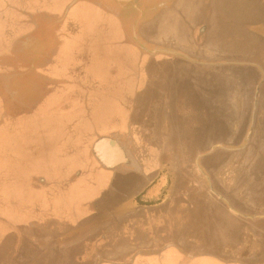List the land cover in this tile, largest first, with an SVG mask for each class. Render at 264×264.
<instances>
[{"label": "crops", "instance_id": "0c3cea01", "mask_svg": "<svg viewBox=\"0 0 264 264\" xmlns=\"http://www.w3.org/2000/svg\"><path fill=\"white\" fill-rule=\"evenodd\" d=\"M39 1L46 3V5L35 10L40 14H47L48 19L46 18V20L59 18L65 14L49 29L54 33L53 52L58 51L55 58L52 57V63L46 66V71L50 75L47 76L51 78L50 88L52 87V91L56 89V93H84L83 96L85 97L88 96L91 87L97 88L95 92L98 95L93 99H96V107L101 112L104 109L102 116L109 114L106 119H103L97 112L98 110H92L94 109L93 105L86 104V101L83 102V100L71 99L72 104L65 105L62 102L60 105L51 104L47 107L49 109L47 115L52 116L51 120L59 118L54 121L61 125L62 128L59 130L62 135L54 138L55 140L51 138V140L42 141L48 144H46L47 146L41 144L40 147L49 148L50 144H56L57 154L55 156H57L58 161L54 157L53 145L50 147L51 150L49 148L46 151H36L35 154L39 156L40 161L36 163L37 169L29 177L23 175L25 170L20 165L11 167L14 171L6 170L5 166L1 167L8 151H5L0 138V227H6L8 224L11 233L14 235V243H16L10 249H4L0 245V254H2L0 264H86L84 254L78 250V247L80 242L86 245L87 241H90V246L94 249L88 261L89 264H264V229L261 228L260 232L255 229L259 234L257 237L251 238L240 224L234 225V222L231 221V218L235 221L247 218L264 219V212L251 214L239 209L234 210L235 212H226L236 217H175L177 213L173 209L168 211L165 217H145L146 214L143 211L147 207L142 204L154 203L158 199L168 196L171 180L169 177L170 170L161 168L166 165L151 161L146 164V175H139L134 171L112 173L111 170L104 169L93 161L92 153L87 149L89 147L87 142L90 139L85 138L84 132L85 125L91 121L90 119L103 120L105 127H100L99 133H111L116 130L124 133L126 126L148 125L152 115L146 110L142 111V104L146 99L149 101V105L153 104L150 103L154 102V94L151 93L161 95V98L163 96L174 97L177 92L176 81L171 82L170 86H166V91L164 87L162 95L159 92L161 88L152 86L153 82L150 73H148L149 70L139 75H134L133 72H125V75H121V78L128 79L130 82L133 81V86L125 87L124 91L113 90L114 87L109 85L119 77L116 70L102 76L103 81L99 75H90L88 84L85 83L88 75L77 74L69 69L61 70L62 73L59 72L57 76H53L50 73L54 70L57 62L68 61L65 55L72 54L74 46L83 44L85 54H94L91 51V46H96L98 42H105L106 40L104 41L103 38H108L105 43L111 47L119 43L117 41L119 36L121 43L128 45L126 21L121 22V32H118L119 23L117 18L112 16L113 12L106 11L105 8L95 2L76 0L70 6L74 0H37V3ZM84 9H92L97 16L107 17L109 21H102L98 26L95 25V22L86 23ZM155 30V35L148 38L149 41L151 40L150 44L156 45L152 42L156 38L162 41L159 42L161 44L158 46L173 45L177 50V39H166L165 27ZM58 31L62 32L61 38L58 36ZM140 42L144 45L143 41L140 40ZM179 44L183 46L182 43ZM89 47L90 52H87ZM74 53L76 56L81 55L79 51L78 54ZM148 53L154 55V53ZM158 53L179 60L176 55ZM165 78H170L168 72L165 73ZM138 79L143 80L142 86L135 89L134 85L139 83ZM106 80L109 81V84ZM166 83L169 84L167 80ZM79 87L84 89L81 91ZM144 94H147V98L143 97ZM100 101L104 102V107L98 106ZM81 102L85 104L84 108L83 105L81 107ZM109 102L115 109L121 108L122 112L117 113L116 111V114L112 115L108 107L105 106ZM80 107L85 110L86 117L80 113ZM66 108L67 110H77L75 117L68 118L67 113L71 111L66 113ZM160 108L162 110L160 117L164 119V126L175 125L176 103L167 102L162 104ZM38 112L39 110L36 111V113ZM54 113H57L55 118ZM21 121L22 119L19 122ZM25 122L27 121L25 120ZM75 125L78 127L77 131L73 130ZM63 131H65V136H63ZM135 134L136 130L131 131L129 135L133 139L132 135ZM166 135L169 137V133ZM91 141L88 144L91 145ZM149 151L153 152L148 149ZM13 154L22 156V153L14 152ZM154 154L156 153L154 152ZM149 157L150 155L147 156V159ZM170 166L176 168V165ZM161 169H163L162 172H159ZM6 174L11 178L13 184L16 183V178L27 177L24 189L28 192V195L24 196L22 200L18 199L21 196H17L13 192L7 199L8 203L10 202L8 208L6 207L7 202L5 204L1 202L2 196L4 197L6 194V188L4 189ZM84 177L89 180L94 191L101 189V193L105 191L106 197L100 202H102L104 212L108 216L91 217L82 226L78 225L71 230H66L64 229L66 223L64 219L68 213H65L64 206L60 203L62 195H57L60 193L59 191L78 188L81 184L79 181ZM109 180L114 184L116 190L108 188ZM110 182L109 184H111ZM76 183L78 185L74 187ZM53 185L58 186L53 187ZM36 196L45 197L43 198L45 202L38 203ZM139 197L142 201H137ZM97 198L82 203L84 214L96 210L98 203H100L95 204V201H98ZM23 204L28 210H31L30 217H24L21 213L19 207H22ZM240 204L245 205V203H238V205ZM33 212L34 214H32ZM23 222H28L26 225L29 226V229H22ZM102 222H105V227L109 228V231H102ZM93 228H96L94 233L101 232V235L97 233L85 235L88 229ZM27 238L28 240H26Z\"/></svg>", "mask_w": 264, "mask_h": 264}, {"label": "rangeland", "instance_id": "374dc122", "mask_svg": "<svg viewBox=\"0 0 264 264\" xmlns=\"http://www.w3.org/2000/svg\"><path fill=\"white\" fill-rule=\"evenodd\" d=\"M189 1V3H182L179 9H177V15L173 10L170 12L165 10L160 12L150 23L153 24L152 26L155 29L160 30L165 27L166 33L168 34L165 38H174L173 26L175 24H177V33L178 31L188 32L193 22L195 23L197 21V23H199L204 14L215 12V8H219L220 2V0ZM229 1H233L229 6L234 4V7H239L242 11L241 16L239 15L238 17L236 13L234 16L232 13L229 15L236 23L240 22L241 25H234L232 28L233 32L231 33L226 21H218L215 31L216 36L213 37L214 40L212 39L213 41H210L208 44L205 43L201 45V47H203L201 53L188 48L184 50L194 57H208L210 60H214V66L191 64L180 61L172 56L162 54L155 55L150 59L148 55L143 54L138 48L136 49L131 46V44H129L130 41L128 45H119L114 48L113 56L116 61H112L119 71L125 70L124 65L128 63L129 67L132 66L131 71H133L134 75H139L149 70L148 73H150L149 75H151V81L153 82V85H151L161 88L159 92L162 95L163 88L165 87L166 91V86H170L172 84L171 82L176 81L177 92L176 95L174 94V97L170 98L163 96L161 98V95L151 93L154 94V101L160 100L161 104L162 102L163 104L167 102L176 103L177 110L175 111V116L178 119V126L181 130L184 129V131L188 132L191 137H194V134L196 136V141H194L196 144L199 139V146L193 145L197 146L195 148L197 151L217 150L216 153L208 157L209 160H211V158L212 160L217 159V161H220L218 166H223L217 171L219 176L223 175L222 173L226 174L229 172L228 176H230V180H234L237 176V166H244L247 172L249 171V167L252 166L251 168L258 181L256 185L257 188L256 190L252 189L253 194L247 191L245 195L247 198H251L252 201L256 202V204L255 206H248L246 204L236 206L238 210H244L251 214H261L264 212V152H262L264 151V17L261 24L257 23L255 11L261 7L262 13L264 12V0ZM151 2L153 3L154 0H141L140 7L144 10L143 15L147 13L148 7L152 5L150 4ZM44 5H46V3L39 1L34 4V8H41L44 7ZM126 9H128V11L124 12H128V18L124 17V21H126L127 35L129 38L134 39L140 46L141 42L138 38V32L140 36L142 33L141 30L138 29L139 26H136V20H138V16L140 18L141 16L138 15V12L133 10L132 4H128ZM84 10L87 20L86 23L95 22V25L98 26L102 21H109L107 17L97 16L96 12L92 9ZM197 13L199 14L196 16L197 18L194 19V15ZM64 16L65 14L61 19ZM206 22L202 20L201 25ZM47 28L50 27L45 24V29ZM137 29L138 31H136ZM32 37L28 36L25 39L32 41L34 40ZM152 42H154L153 44L160 45L161 43L159 42L162 41L153 40ZM37 44H40L37 51L43 54L44 60L40 59L39 53L34 54V50L23 49V43H19V45L15 46L16 49L14 52L18 58L14 61H12L11 58L6 59L4 63L8 71L0 73V97L4 100V106L2 104L4 109H0V138L5 151H8L6 152V158L4 163L1 164V167L5 166L6 170L14 171L11 167L20 165L22 169L25 170L23 175H27V177H29L32 172H35V169H37L36 163L40 161V158H38L39 156H37L35 152L39 150H49L53 145L50 144L49 148L40 147L41 144L45 146L48 144L42 141L51 140V138L54 139L62 135V132L59 130L62 128L61 125L54 121L59 119L55 118L57 113H54L55 119L53 120H51L52 116L50 114L47 115L49 111L47 107L51 104H59L62 99V95L56 93V89L52 91V87L50 88L49 84L51 78L47 76L49 74L46 71V66L52 63L51 59L52 57L55 58L58 51L56 50L50 53L49 57L46 58L43 42H38ZM204 49L207 51L204 52ZM126 55H128L129 61H121L127 58ZM103 60H105V58ZM231 62L235 63L232 64ZM122 63L124 64L123 68L121 66ZM67 64V61L63 63L57 62L56 66L59 67L55 66L50 74L57 76L59 72L62 73L61 70L80 69L75 64V66H72L73 64H71V62L69 63L70 65ZM9 66L11 70L8 68ZM260 67L262 69L261 73L259 72ZM167 72L168 75H170L169 79L165 78V73ZM101 79L102 81L104 80L102 76ZM166 80L169 84L166 83ZM146 96L147 94L143 95L145 98ZM81 98L80 100H84V102L88 100V97L85 96H81ZM258 99L260 101V110H258L256 117L260 120L258 122L259 125L254 126L252 121L257 111H252V108L253 106L256 107ZM64 104H72V100L66 101ZM2 106L0 108H2ZM110 108L112 107L108 106L109 110ZM112 109L114 111V108ZM38 110L39 112L36 113ZM117 111L122 112L121 108H118ZM107 115L105 114L102 116V112L100 113L103 119H106ZM20 119H22L21 122H19ZM24 119L27 122H25ZM253 126L255 132L251 136V145L246 148V150L239 151L238 149L244 147ZM73 130L77 131L78 127L75 125ZM63 133V136H65V131H63ZM92 139L93 137H91L87 144ZM187 143L183 141L181 146L177 143V149L180 148L183 150L189 148L187 147ZM143 144L145 143L143 142ZM135 145L138 149L141 148L139 146L141 145L140 141L137 142L136 140ZM56 149V144H54L52 150H54V157L58 161L57 156H55L57 154ZM161 149L163 151L167 150L163 145ZM254 151L256 153H254ZM14 152L17 154L22 153V156L13 154ZM251 153H254V155H251ZM191 159H193V155L187 160L192 161ZM27 177H23L22 179L16 178V183L13 184L11 178L6 174V184L2 182V184H4V189L6 188V194H4V197L2 196L3 199L1 202L4 204L7 202V208L10 203H8L7 199L10 198L13 192L15 195L21 196L18 198L20 200L28 195L27 190L24 189L26 187L25 179ZM251 181L253 182V180ZM246 182H248V178ZM79 183L81 184L78 188L59 191L60 193L57 195H62L60 203L64 206L65 213H68L67 217L64 219L66 220L64 224V229L66 230H71V228H75L78 225L82 226V224L89 221L91 217L108 216V214L104 212L105 210L104 207H102V202L98 203L96 210L84 214L82 203L93 201L103 193H101L102 189L100 191H94L86 177L82 178ZM77 185L78 183H76L74 187ZM54 186L58 185H53V187ZM234 187L237 189L238 186H233V189ZM43 198L45 197H37L36 200L39 201L38 203H43L45 202ZM19 208H21V213L24 217H30L31 210H28L25 204ZM181 212L184 213L185 211L182 210ZM32 214H34V212ZM81 214H83V216L80 217ZM224 217L236 216L226 213ZM231 221L234 222V225L240 224L243 230L249 233L251 238L258 236V231L261 229L258 227L259 225L262 224L264 226V219L248 218L235 221L231 218ZM95 230L96 228L88 229L85 235L96 234L97 232L94 233ZM102 231H109V228L105 227V222L103 223ZM80 232H82L81 229ZM0 234V245L3 246L2 248L10 249L16 245V243H14V235L11 233L8 224L6 227H0ZM97 234L101 235V232ZM78 250L84 254V261L86 264H89L88 261L90 260L91 253L94 251L93 247L90 246V241H87L86 245L80 242ZM0 257H2V254H0Z\"/></svg>", "mask_w": 264, "mask_h": 264}, {"label": "flooded vegetation", "instance_id": "af4514ba", "mask_svg": "<svg viewBox=\"0 0 264 264\" xmlns=\"http://www.w3.org/2000/svg\"><path fill=\"white\" fill-rule=\"evenodd\" d=\"M89 1L101 5L103 8L106 9V11L113 12L112 16L114 18H117V21L119 23L118 32H121V22L124 21V17L128 18V12L124 11H128V9H126L128 4H132L133 10L138 12V15L141 16V18L138 16V20H136V26H139L138 29H140L142 33L140 36L138 32V38L143 41L145 47L150 50H155L159 47H164L159 49L176 50L173 45L158 46L150 44L151 40L149 41L148 38L152 37V35H155L156 33V30L154 31L155 28L152 26L153 24L150 22L160 12L165 10H174L177 15V9H179L182 3L190 2L189 0H154L153 3H150L152 5L148 7L147 13L143 15L144 10L140 7L141 0ZM36 2V0H0V73L8 71L6 64H4L5 59L11 58V60L14 61L18 58V56L15 55L14 52L16 49L15 46L19 45V43H23V49L34 50V54L39 53L41 60H44V58L43 54L40 51H37L40 45L37 44L38 42H43L45 46L46 58H48L50 53L54 51V47H52L54 33L49 30L50 28L45 29V25L43 26L42 24L48 21L46 24L51 27V25H54L55 22H58L62 15L59 18H50L49 20H46V18L48 19L47 14H40L36 12V8H34V4H36ZM230 3H233V1L230 2L229 0H220L219 8H215V12L213 11L204 14L203 18L199 23H197V21L195 23L193 22L188 32L178 31L177 33V24L173 26V36L175 39H177V50L182 49L180 50L181 52H184L192 58L201 61V63H193L190 62L188 59L186 60L182 57L177 56L180 61H182L181 59H183L184 61L191 64L214 66L213 64H208L213 63L214 60H210L208 57L197 58L184 50L185 48H188L190 50H194L201 53V51L203 50V47H201V45H204L205 43L208 44L210 41L214 40L213 37L216 36L215 31L218 21H226L229 25L231 33L233 32L232 28L234 25H241L240 22L236 23V21L229 15L232 13V15L234 16V14L236 13L238 17L239 15L241 16L242 11L239 9V7H234V4L229 6ZM263 13L261 7H259V9L255 11L256 20L259 24L262 23L261 21L264 17ZM198 14L199 13L195 15L193 14L195 16L194 19L197 18L196 16ZM43 19L45 20L43 21ZM202 20L205 22L207 20V22L201 25ZM138 29L136 31H138ZM58 33L59 38H61L62 32L58 31ZM28 36H33L32 39L34 40H26L25 38ZM167 36L168 34L166 33V37ZM174 38L172 37L166 39L174 40ZM103 40L107 41L108 38H103ZM120 40L121 38L119 36L117 38V41H119V43H117L116 45H112L111 47L105 43L106 41L101 43L98 42L96 46H91V51L94 54H85V46L83 44L74 46L72 54L69 53L65 55L68 59L67 65H70L69 63L71 62V64H73L72 66L77 65L80 68L78 70H72L74 73L84 74L86 76L88 75V77H86V84H88V79L90 75L105 76L108 72L116 70L119 74L118 79L113 81L112 84H109V81L107 80L106 82L107 84L114 87L113 90L116 89L119 91H124L125 87L130 88L131 86H133V81L130 82L128 81V79H123L121 78V75H125V72L132 73L133 71H131L132 66L129 67L128 63L125 65L122 63L121 66L123 68L124 65L125 70L119 71L118 68H116V66L114 65V62L112 61H116L113 56L114 48L119 45H126L123 42L121 43ZM153 40L158 39L154 38ZM129 41L133 47H135L136 49L138 48L140 51L143 52V54L148 55L150 59H152L156 54H159H149L141 46H139L134 39L128 37V43ZM179 43H182L183 46H181ZM78 51L79 53H81V55H74V52L78 54ZM206 51L207 50L204 49V52ZM87 52H90V47L88 48ZM126 57L127 58L125 60L121 61L126 62L128 60V55H126ZM104 58L105 60H103ZM8 68H10V66ZM261 71L262 69L260 67L259 72L261 73ZM138 80L139 83H135L134 85L135 89L137 87L140 88L142 86L141 82L143 80ZM79 88L81 91L84 89L81 87ZM90 89L91 90L88 96L86 95L88 97V100L85 103L93 105L94 109L92 110L96 111L99 108L96 107V99H93L96 98L98 95V93L95 92L97 88L91 87ZM58 94L62 95V99L59 104H61L62 102L66 103V101H70V99H73L75 101H81L80 98L84 95V93L77 94L71 92H64ZM3 101V98L0 97V107L3 104ZM144 103L142 104V111L146 110V112H149V114L152 115V118L149 120L148 125H136V127L126 126V132L124 133H121L120 131L118 132L117 130L111 133H99V130H101L104 122L103 120H97L96 118H93L90 119L91 121L85 125L84 132L86 139L88 138L89 140L91 139V137H93L91 145L87 147V149H89V152L92 153L93 161L96 162L98 166H101L102 168L107 170H111L112 173H117L120 171H134L139 175H146V164L150 163L151 161L161 162L162 165H166L162 166L161 168H166L167 171L170 170L169 177H171V180L169 183L170 189L168 190V196L162 199H158V201L154 203L150 202L142 204L143 206L147 207L144 208L143 211L144 214H146L145 217H165L166 213L173 209H175L177 213L175 217H224L226 212H235L234 210H238V207L236 206L238 205V203H245L248 206H255L256 202L252 201L251 198H247L245 195L247 191H250L253 194L252 189L256 190L257 188L256 185L258 181L255 178V173L251 168L252 166L249 167L248 172L244 166H237V176L234 180H230V176H228L229 172L226 174L222 173L223 175L219 176V173H217V171L220 170L223 166H218L220 161H217V159L212 160L211 158V160H209L208 157L209 155L216 153L217 150L210 149L208 151H197L195 148L199 146V139L197 138L198 141L196 144L194 142L196 141V136L194 134V137H191L188 132L184 131V129L181 130V128L178 126L177 117L174 118L175 125L164 126V119L160 117V114L162 113L160 107L163 102L161 104V101L157 100L154 102H150L153 104L149 105V101H147L146 99ZM82 105L84 108L85 104L81 102V107ZM3 106L0 109L3 110ZM98 106L104 107V102L100 101ZM105 106H111L112 108H114V111L112 108H110V113L112 115L116 114L117 109H115L112 104H107ZM81 107L80 113H82L86 117L85 110ZM67 108L69 107L67 106ZM67 108L66 113L71 111L67 113L68 118L75 117V115L77 114V110H67ZM259 108L260 101L258 99L256 107L253 106L252 108V111H257L254 115L255 118L253 119V121L251 120L254 126L259 125L258 122L260 119L256 117L258 110H260ZM99 111L100 110H98L97 112L101 113V111ZM103 111L104 109H102V112ZM254 126L247 138L246 143L244 144V147L242 149H238L239 151L246 150V148L251 145V136L255 132ZM134 130H136L137 136H135L136 134L132 135V139L130 137L131 135L129 134L131 133V131L133 132ZM166 133H169V137L166 135ZM136 140L137 142H141V145H139L141 147L140 149H138V147L135 145ZM183 141L186 143L189 142L187 143V147L189 148H182L183 150H181L180 148L177 149V143L181 146V143H183ZM143 142L145 144H143ZM162 145L167 148L166 151L164 150L165 152L161 149ZM148 149L152 150L153 152H148ZM154 152L156 154H154ZM158 153L159 155L157 156ZM254 153L256 152L254 151ZM254 153H251V155H254ZM148 155H150V157L147 159ZM192 155V161L187 160L191 158ZM170 165H176V168L174 169V166ZM162 170L163 169H161L159 172H162ZM247 178L248 182H246ZM251 180H253V182ZM109 182L110 180L107 184L108 188L116 190L114 184L111 182V184H109ZM236 185L238 186L237 189L236 187H234L233 189V186ZM105 197L106 196L104 191V193L97 198L98 201H95V204L97 205V202L103 201ZM137 201H142V199L139 197ZM182 210L188 213H182ZM26 224H28V222H23L21 226L22 229H29V226ZM258 227L264 229V226L262 224ZM26 240H28V238Z\"/></svg>", "mask_w": 264, "mask_h": 264}, {"label": "water", "instance_id": "95a60500", "mask_svg": "<svg viewBox=\"0 0 264 264\" xmlns=\"http://www.w3.org/2000/svg\"><path fill=\"white\" fill-rule=\"evenodd\" d=\"M76 2V0H74L70 6H72L74 3ZM137 39V38H136ZM140 46L145 50V51H148L150 53H158V52H161V53H167V54H172V55H178V56H181L185 59H188L189 61L193 62V63H201L200 61H197L196 59L192 58L191 56L187 55L186 53L184 52H181V51H177V50H171V49H155V50H150L148 49L147 47H145V45H143L142 43L140 44ZM229 63V62H228ZM232 64L235 63V62H231ZM208 64H214V63H208Z\"/></svg>", "mask_w": 264, "mask_h": 264}]
</instances>
